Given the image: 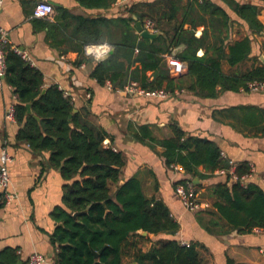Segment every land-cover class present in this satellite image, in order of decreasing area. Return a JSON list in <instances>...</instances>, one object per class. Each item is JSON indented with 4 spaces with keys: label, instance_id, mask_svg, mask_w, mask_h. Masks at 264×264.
Segmentation results:
<instances>
[{
    "label": "trees",
    "instance_id": "obj_1",
    "mask_svg": "<svg viewBox=\"0 0 264 264\" xmlns=\"http://www.w3.org/2000/svg\"><path fill=\"white\" fill-rule=\"evenodd\" d=\"M78 1L86 7L106 8L115 0ZM223 1L230 9L217 0H134L118 16L88 17L72 14L65 7L60 12L62 17L76 20L83 49L86 43L102 38L98 26H109L113 50L105 58L95 59L90 73L99 84L109 83L115 90L136 82L143 88L164 89L171 94L176 89H186L197 96L212 97L219 90H248V82L264 81V61L259 54L251 55L254 36L233 40L234 19L230 13L234 11L245 20L252 34H264L257 17L264 4L258 0ZM146 19L160 31L158 36L147 38L135 32V21L144 23ZM199 25L203 29L197 35ZM179 45L182 46L174 55L187 63V70L173 77L164 55L173 54ZM200 49L202 54H198ZM250 58L253 64L242 69L240 64ZM224 62L229 69L223 68ZM5 63V81L16 95V139L33 151H49V166L59 168L64 179L62 205L51 212L56 221L50 234L56 246L55 262L125 264L124 257L130 255L127 264H202L196 243H182L176 236L178 222L164 201L147 197L137 177L122 179V155L103 144L105 132L90 118L87 106L76 108L71 95L57 84L43 87L42 72L9 45L5 46ZM242 118L255 133H264V108L250 106ZM160 143L167 166L179 165L183 169L174 185L189 181L196 189L200 183H193V177H209L216 169L230 166L216 142L187 134L176 126L173 136ZM199 165L206 170L204 173L198 170ZM251 172L247 162L234 168L238 178ZM225 174L223 181L213 184L215 200L208 211L209 224L217 225L222 220L239 232L254 227L264 229V187L240 179L228 184L231 175ZM139 229L147 234H141ZM138 240L151 241L152 245L142 248ZM93 250L99 252L98 256ZM18 258L16 248L0 249V264H15ZM226 261L251 264L228 256Z\"/></svg>",
    "mask_w": 264,
    "mask_h": 264
},
{
    "label": "crops",
    "instance_id": "obj_2",
    "mask_svg": "<svg viewBox=\"0 0 264 264\" xmlns=\"http://www.w3.org/2000/svg\"><path fill=\"white\" fill-rule=\"evenodd\" d=\"M36 1H3L0 25L7 33L8 45L21 49L26 59L42 72L43 87L57 84L68 91L76 108L87 106L90 118L105 132L103 144L122 155V179L137 177L147 197L164 201L178 222L176 236L182 243H196L202 264H227V256L238 262L264 264V229L254 227L239 232L228 228L222 220L217 225L209 224L211 214L208 211L213 209L215 200L213 184L223 181L226 174L216 169L209 177H193V183H200L198 188L194 186L200 207L189 209L174 185L183 175V169L179 165L176 169L167 166L164 146L160 143L173 136V126L187 134L207 137L218 144L223 157L233 160V168L242 162L250 165L252 172L240 181H254L264 187V133H255L242 118L250 106L264 108V89L219 90L212 97L176 89L175 94L158 97L134 95L114 90L108 84L101 85L90 74L96 58L82 48L84 41L76 30V20L62 17L60 8L88 17H111L124 14L126 6L134 0H115L106 8L86 7L78 0H48L54 12L47 18L32 14ZM217 1L230 9L225 1ZM230 13L234 19L231 38L254 36L251 55L261 57L264 34H252L245 20L234 11ZM257 17L264 26V8ZM98 27L103 35L95 43H109V26L101 24ZM202 29L203 25H199L196 34L200 35ZM135 32L139 33L137 28ZM202 53L200 49L198 54ZM81 58V63L76 64ZM252 64L250 58L240 67L245 69ZM229 67L223 63L224 69ZM15 101L13 87L4 80L0 89V152L4 147L11 158L7 163L8 189L13 197L0 204V249L16 248L23 264L33 252L56 263V246L50 238L56 221L51 212L62 205L64 179L59 168L49 166V151H33L25 142L16 139L18 125L5 116L7 108ZM198 170L206 171L202 165ZM236 180L230 176L227 182ZM137 245L148 248L152 244L148 240H138ZM128 250L132 252L131 248ZM129 260L130 255H126L123 262L127 264Z\"/></svg>",
    "mask_w": 264,
    "mask_h": 264
},
{
    "label": "built area",
    "instance_id": "obj_3",
    "mask_svg": "<svg viewBox=\"0 0 264 264\" xmlns=\"http://www.w3.org/2000/svg\"><path fill=\"white\" fill-rule=\"evenodd\" d=\"M4 0H0V6L2 5ZM54 12V8L52 3L48 0H38L35 2L33 6L32 14L35 17L39 18H47L52 15ZM144 28L150 31H155L153 22L150 19H146L143 23ZM8 36L0 25V89L2 88L5 80L6 74V63H5V46L8 45ZM111 46L109 43H86L84 45V51L89 55L94 56L95 58L101 55H105L109 52ZM13 49L20 53L25 59V53L19 49L18 47H13ZM166 64L169 67L170 74L173 77H178L180 74L183 73L185 67L183 65V61L177 58L174 54L167 53L164 55ZM110 86L109 83H106ZM248 88L251 90H262L264 89V81H251L248 82ZM115 90H123L127 93L134 94V95H144V96H158V97H165L171 95L170 92L165 91L164 89H146L138 85L136 82L127 83L123 88H118ZM65 94H68V91H64ZM178 92L175 90L173 94ZM89 93H87V97ZM5 116L9 120L14 119V104L9 105L6 110ZM11 160L10 156L8 155L6 149L4 147L1 148L0 152V203L9 202L12 197L13 193L8 189L9 184V171H8V162ZM229 168L227 169H219V172L229 173L233 178L238 179V176L234 173L233 168V160L228 159ZM174 169L178 167V165H173ZM244 176L242 175L239 179H242ZM175 190L177 194L180 196L183 204L189 209H198L200 207V201L197 199L194 189L191 186L189 181L186 182H177L175 184ZM25 264H57L48 262L43 255L40 253L33 252L29 255Z\"/></svg>",
    "mask_w": 264,
    "mask_h": 264
},
{
    "label": "water",
    "instance_id": "obj_4",
    "mask_svg": "<svg viewBox=\"0 0 264 264\" xmlns=\"http://www.w3.org/2000/svg\"><path fill=\"white\" fill-rule=\"evenodd\" d=\"M135 26H136V28H137V30H138V32H139V35L142 36V37L154 38V37H156V36H158V35L160 34V31H157V30H155V31H150V30H147L146 28H144L143 23H142L140 20H136V21H135ZM181 46H182V45H179V46L175 47V48L173 49L172 53L175 54V53L181 48ZM112 50H113V49L110 48V50H109L108 53H106L105 55L98 56V57H96V59H97V60H101V59L105 58L109 53L112 52ZM261 59H262V61H264V56H263V55H261ZM183 65H184V67L186 68L187 63L183 61ZM42 91H44V89H43ZM26 107H27V112L30 113V112H31L30 104L27 103V104H26ZM120 182H123V180H121ZM77 214H78V212L76 211V212L73 213V216L76 217ZM139 232H140L141 234H147V231L142 230V229H139ZM151 244H152V243H151ZM93 253H94V256H98V253H99V252L93 250ZM15 264H23V261H22L21 259H18L17 262H16Z\"/></svg>",
    "mask_w": 264,
    "mask_h": 264
},
{
    "label": "rangeland",
    "instance_id": "obj_5",
    "mask_svg": "<svg viewBox=\"0 0 264 264\" xmlns=\"http://www.w3.org/2000/svg\"><path fill=\"white\" fill-rule=\"evenodd\" d=\"M258 1H262V3L264 4V0H258ZM146 244H147V243H146ZM146 244H145V245H146Z\"/></svg>",
    "mask_w": 264,
    "mask_h": 264
}]
</instances>
